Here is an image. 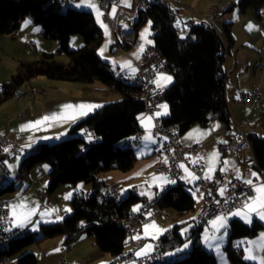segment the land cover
I'll return each mask as SVG.
<instances>
[{"label": "trees", "instance_id": "1", "mask_svg": "<svg viewBox=\"0 0 264 264\" xmlns=\"http://www.w3.org/2000/svg\"><path fill=\"white\" fill-rule=\"evenodd\" d=\"M136 30L150 23L152 42L167 61L171 84L155 102H165L168 116L164 124H177L180 135L193 126L205 127L211 121H219L230 128L224 87L225 63L234 41L227 25L223 32L206 22L187 25L188 33L181 41L177 35L183 29L173 26L175 12L165 0H140ZM65 7V10H63ZM238 10H260L264 12V0H239ZM43 31L46 40L57 42L55 52H44L30 62H19L14 75L2 84L0 103L16 97L33 79L44 77L54 81H65L90 85L99 83L120 95L117 102H109L75 123L69 130V139L57 144L39 143L34 152L24 161L28 168L46 163L50 166L48 193L61 186L90 185L92 192L83 196L77 192L71 201V213L60 222L41 227L39 235L30 233L11 242L0 251V264L19 255L27 247L46 240L63 238L67 247L82 236L93 241L96 249L111 257L110 264L134 261L129 249V240L120 223L129 211L157 200V193L142 196L131 191L123 200H112L103 194L107 182L103 176L109 172L126 174L133 170L137 157L134 149L122 148L120 142L141 132L139 118L144 103L135 94L136 89L123 83L111 65L99 57L103 45L101 29L94 15L86 10H76L71 5L61 6L54 0H0V37L14 34L25 18ZM73 36H80L81 47L70 50ZM58 55L68 58L67 63L55 60ZM85 132H93L100 142L89 145L81 138ZM256 169L264 173V139L255 135L248 137ZM225 147H222L223 154ZM176 183L157 204L175 216H183L195 210V199L190 192ZM8 188L0 190L3 197ZM194 223V222H193ZM194 225V224H193ZM180 225L174 224L163 235L154 240L155 250L170 252L192 240L188 254L180 259L176 256L165 264H217L215 256L207 252L199 241L201 229L195 225L190 236L184 238ZM263 227L254 222L245 226L232 220L228 227L227 244L224 247L230 264H253L234 242L242 238H253ZM17 264H37L33 253L22 255Z\"/></svg>", "mask_w": 264, "mask_h": 264}, {"label": "crops", "instance_id": "2", "mask_svg": "<svg viewBox=\"0 0 264 264\" xmlns=\"http://www.w3.org/2000/svg\"><path fill=\"white\" fill-rule=\"evenodd\" d=\"M238 1L239 0H183L184 4L175 2L176 6L170 2L168 3L175 12V21L183 27H181V29H183L182 32L186 31L187 25L190 23L200 24L205 22L204 17L210 13V8L214 3L220 4L225 9L223 21L215 22L214 25L220 32H223V25H227L234 41L231 53L227 57L225 63L224 94L230 119L231 122L236 121L243 125L247 137L255 135L264 139V115L237 104L242 91L260 89L264 92V66L262 62V55L264 52V12L260 10V19H257L256 13L258 11L256 10H247L244 13H241L239 10L236 11L238 9ZM94 4L98 7L100 12L99 3L94 2ZM132 5L133 0H118V2L109 9V20L114 19L118 8L122 7L129 10L132 8ZM113 8L115 9L114 15ZM80 9L91 12L94 15L97 25L101 29L103 36V45L99 49V57L101 60L109 63L111 66L115 65L118 69L116 72L119 76L123 75L127 78L132 77L135 73V71H133V69H135L134 63L141 56L142 51L140 49L141 46L145 44L139 41L140 30H138V32L136 30L137 41L134 46L127 47L125 50L126 52L121 50L113 52L111 50L113 40L110 25L103 20L102 15L100 19L101 22L99 23L96 19L97 13L93 9L88 7H81ZM25 21H30L26 27ZM102 24L106 26L107 31ZM249 25L252 26L251 30H249ZM36 28L39 27L35 26L32 19L28 17L21 22L19 29L14 34L0 37V97L2 95V84L14 75L19 61H28L23 48V39L35 42L36 51L33 54L36 55V58L41 53L55 51L56 45H54V43H47L44 37L39 36L42 30L39 28L40 30L36 31ZM150 38L152 39L151 34ZM73 40L77 44L80 42L78 39ZM101 50H103V54H101ZM125 62H129L131 68L122 67ZM166 75L167 74H163V76ZM157 79L155 82L156 87L162 91L171 84L169 83L163 88L158 87ZM161 83L163 82L161 81ZM34 87L40 90V95L34 100H28L24 96L21 99L14 97L0 103V135L11 133L18 144L17 146L8 145L6 148V155L11 157V162L9 164L11 178L9 183L3 188H8L3 198L8 202L9 215L12 219L13 207L20 204H24L27 207L26 209L17 208L18 212L35 209V214L30 218L31 222L27 223L23 228L28 229L30 233L39 235L43 225L60 222L64 217L70 215L72 210L65 211V209H71V201L77 192L83 191L90 194L92 188L90 185L89 187L88 185L77 184L61 186L53 193H48L50 166L43 163L28 168L27 165L24 164L25 159L30 156L29 153L32 154L34 152L36 145L39 143L57 144L63 140L69 139L70 136L68 133L70 128L102 105L109 103L108 92H113V90L110 88H103L99 83L85 85L65 81H54L39 77L30 81L21 92L24 91L23 93H25L29 88ZM106 90H108V92ZM67 105H72L73 107L67 109ZM79 105H99L100 107L94 108L92 111L88 112L87 115H80L81 110L78 108ZM46 116H56L58 119L48 120L33 128L26 127L29 124H35L37 121L43 120ZM139 125L141 127L140 133L142 134V140L139 147H137L140 152L137 154L134 149L137 162L133 170L126 174H119L116 172L113 178L106 182L107 184L111 182H120L122 184L121 190L124 191L127 186L133 184V181L139 179L145 183L140 184L137 190L134 188V192L142 196H147V193H149L150 196L157 193L158 197L163 190L160 191L156 186H149L146 183L151 177H159L164 182L166 181L161 176L154 174V169L160 157L155 152L154 146L152 144L149 145V143H146L144 140L146 135L151 136L150 131L152 123L149 118L140 116ZM196 130H199L201 133H207V135H194L189 138V134ZM231 131L232 125H230V128H227L226 125L219 121H211L205 127L195 125L184 134L183 138H181L182 135L180 136V141L184 146L200 144V147L193 157V161L195 160V164L204 167L205 178L206 174H208L211 176V180L217 182V195H223L224 191L223 194H221V190H224L226 184L232 180L245 181L255 178L252 176L253 172L256 173L255 169H248L243 164L245 158L253 157L252 151L242 150L238 153L236 158H229L230 155L227 148ZM29 145L31 146L29 147ZM207 146H211L214 152L217 150L218 154L211 173H208V152L204 150ZM222 147L226 149L224 154ZM138 155L141 156L139 157ZM45 165H47V169H45ZM183 177L186 178L184 170ZM237 177H239V179ZM38 188H41L46 193L45 198L40 197L37 192ZM192 188V191L198 193L195 182ZM70 193L71 198L66 199ZM256 195L257 193L254 191V197ZM199 198V205L195 208L196 212L191 220L193 227L194 217L201 206V195ZM45 213H47V215H42ZM227 217V232L229 223L232 220H238L248 227L252 226L254 222H258L263 227L255 237L242 238L234 242L235 248L241 251L243 256L246 257L248 255L246 249L253 247L251 242L256 241L264 234V220H261L254 213L251 214V223H246L240 216H233L230 214ZM33 226H35L37 230L34 231ZM205 228H210V232L212 233L211 237L218 236L219 238L222 236L224 229H220V231L217 232L211 221L200 230L198 235L199 241L208 252L209 250L202 243L200 236ZM159 235L161 236L162 234ZM160 236L147 238L141 234L140 239L142 246L133 252V258L135 259L138 257L136 255L138 252L146 251L148 248L151 250L148 251L147 254L153 252L155 250L153 241ZM223 236L224 238L221 239L222 243L219 245H223L228 239V234ZM83 238L82 236L79 240L67 247L63 246L62 237L34 244L35 247L33 249L27 247L19 255L8 259L7 264H17L19 258L26 253H33L36 257L37 264H55L64 249H67L65 253V261L67 264H109L111 262L112 259L108 257L109 255L98 251L90 238ZM148 239L152 241L149 246L146 242ZM186 242L182 247L170 253L173 256L184 253V245ZM178 249L182 250L178 251ZM209 253L215 256L213 251ZM253 254L257 257V260L264 258V252L258 249L254 248ZM247 260L253 264H257V260ZM121 264H135V262L131 261Z\"/></svg>", "mask_w": 264, "mask_h": 264}, {"label": "built area", "instance_id": "3", "mask_svg": "<svg viewBox=\"0 0 264 264\" xmlns=\"http://www.w3.org/2000/svg\"><path fill=\"white\" fill-rule=\"evenodd\" d=\"M99 3L100 12L105 22L109 24V9L115 5L118 0H96ZM80 0H64L67 5H74ZM142 8L140 0H133L132 8L126 10L122 7L116 11V26H110L112 34L113 52L119 50L125 51L127 47L134 46L137 41L136 26H131V19H138L139 11ZM225 9L218 3L211 6L210 13L204 17L207 24L215 26V22H219L224 17ZM173 26L181 29L182 25L176 21ZM183 28V27H182ZM43 37V35H39ZM23 48L27 54L36 51L35 42L32 40H22ZM126 52V51H125ZM262 62L264 66V52L262 55ZM135 73L132 77L127 78L121 75V80L137 81L136 98L144 103V111L141 116L150 118L152 123L151 137L154 141V150L159 155L154 174L164 178L168 184L170 181L185 182V188L192 187L189 179L183 177V169L180 167L183 164L189 172L195 177V185L201 195V206L194 217V225L202 229L218 216L227 217L238 209H243V206L250 197H254L253 185L264 184V173L256 169V162L254 157L245 158L243 164L248 169H255L259 179L254 178L253 185L244 183V180H232L228 182L224 188L223 195H217V182L204 177V167L193 163V157L200 147V144L194 146H184L180 141L179 126L177 124H164L162 119L157 116L160 112L158 103L155 100L160 97L163 91L156 87V79L163 74L169 73L167 61L161 56L156 49L153 42L146 43L143 46V51L138 60L134 63ZM40 95V90L30 88L25 93L18 94L17 98L21 99L24 96L28 100H34ZM237 104L245 106L258 114L264 115V92L260 89H253L251 91H242L240 93ZM232 131L229 136L228 153L232 158H236L238 153L242 150L252 151L250 141L244 131L243 125L236 121L231 122ZM87 142L89 145H94L100 142L99 136L93 132H85ZM91 134V141L88 136ZM142 138V134L136 133L131 138L120 143L131 142V139ZM8 145L17 146L16 139L11 133L0 135V183H9L11 178V171L9 164L11 157L6 155V148ZM139 146H134L136 149ZM167 158V163H165ZM166 186L164 189H166ZM107 195H114L118 200L120 198V191L122 184L120 182L109 183L106 186ZM40 197L45 198L46 193L41 189H37ZM83 196L89 194L83 191L79 192ZM134 209H138L134 211ZM170 214L166 208L156 205V200L143 205L139 208H133L129 211L128 217L120 224L124 225V230L129 240V249L133 253L142 246L141 233L142 228L158 219H168ZM26 228H17L9 215L8 202L0 196V246H7V242L15 234L25 232ZM64 249L55 264H67L65 261ZM171 252V251H170ZM170 252L161 250H154L153 252L136 257L135 264H157L168 258H174ZM3 264H7L4 261Z\"/></svg>", "mask_w": 264, "mask_h": 264}, {"label": "snow or ice", "instance_id": "4", "mask_svg": "<svg viewBox=\"0 0 264 264\" xmlns=\"http://www.w3.org/2000/svg\"><path fill=\"white\" fill-rule=\"evenodd\" d=\"M76 7L80 8V7H88L93 9L94 11H96L97 13V19L99 20L100 15H102V13L99 12L98 7L92 2V0H80V2L76 3L75 5ZM115 14V9L113 8V15ZM30 23V21H25V27ZM102 26H104L102 24ZM150 24H149V28H150ZM105 30L106 29V26ZM249 30L252 29V26L249 25ZM36 31H39V28L35 29ZM149 34V29H145V33L142 34V38L143 36ZM183 38V37H182ZM148 43H151V41H148ZM141 51H143V46H141ZM101 54H103V50H101ZM122 67H128L131 68V64L129 62H125L124 65H122ZM133 71H135V69H133ZM161 81L163 83H161ZM172 82V77L171 76H160L157 79V85L158 87H166L167 84ZM73 106L72 105H67L66 108L67 109H71ZM100 107L99 105H79L78 108L81 110L80 111V115H87L88 112L92 111L94 108ZM163 110H164V114L167 113V105H161L160 106ZM75 118V117H73ZM58 119V117L53 116V117H44L43 120L41 121H37L35 124H29L26 127L28 128H33L36 127L40 124L45 123L48 120H55ZM150 119V118H149ZM24 130V129H21ZM204 136L207 135V133H201L199 132V130H196L193 133L189 134V138H191L192 136ZM47 139V138H45ZM89 141H91L92 137L91 134H89L88 136ZM133 139H135V137H133ZM144 140L146 142H154L152 141V137L150 135H146L144 137ZM198 142V141H197ZM31 145H29L30 147ZM217 153H213L210 158H209V168H208V173H211L213 171V164L215 162V160L217 159ZM165 163H167V158H165ZM193 163H196V161H192ZM45 169H47V165L44 166ZM180 167L185 171V176L186 178H190L191 180H195L196 177L188 171V169L181 164ZM252 176L259 179V177L257 176V174L255 172L252 173ZM206 178L210 179L211 176L206 174ZM239 179V177H237ZM171 183H175V181H170ZM244 183L249 184V185H253V181L252 180H245ZM254 191L257 193V195L255 197H250L248 199V201L245 202L243 209L238 210L237 212L231 213V215L233 216H240L242 219H244V221L246 223H251V214H255L257 215L261 220H264V184L260 185V186H255L253 185ZM224 190H221V194H223ZM71 198V193L66 197V199H70ZM26 205L24 204H20L18 206H14L12 209V220H13V224L16 227H20L23 228L26 226L27 223L31 222V216L35 214V209L33 210H28V211H17V208L19 209H26ZM138 209H134V211H137ZM65 211H71V209H65ZM42 215H47V213L42 214ZM227 219L228 217H224V216H218L215 220L212 221V225L213 227L216 229L217 232L220 231V229H224V232L221 236V239L223 238V235L227 234ZM151 227L155 228V225H152ZM33 230H37L35 226H33ZM185 231H187V229H185ZM210 239L207 235L205 236V243L208 245L209 248H215V251L219 254L220 253V249H219V245L216 244L214 245L213 243L210 242ZM251 244L253 245V247H250L248 249H246V251L248 252V255L245 257L246 259L249 260H257V257L253 254V249H258L259 251L264 252V234H262L256 241H252ZM188 244L184 245V248H187ZM151 249L148 248L146 251H142V252H138L136 255L138 257H140L141 255H147V252L150 251ZM182 249H178V251H181ZM222 255V254H221ZM257 264H264V258H260L259 260H257Z\"/></svg>", "mask_w": 264, "mask_h": 264}, {"label": "rangeland", "instance_id": "5", "mask_svg": "<svg viewBox=\"0 0 264 264\" xmlns=\"http://www.w3.org/2000/svg\"><path fill=\"white\" fill-rule=\"evenodd\" d=\"M165 1L172 3L174 6H176V3L175 2H179L180 4H184L183 3V0H165ZM94 2L96 3L97 1L93 0V3ZM71 7L74 8V9H76V10H79V11L84 10V9H80L81 7L80 8L76 7L75 4L74 5H71ZM63 10H65V7H63ZM236 11H238V9ZM96 19H97V16H96ZM100 19H101V15L99 17V20L97 19L99 23L101 22ZM145 29H149V34L143 36V38H142V34L145 33ZM139 30H140V34H139V41L140 42H144L145 44L148 43V41H151L152 42V39L150 38L151 32H150V28H149V23H147L144 26H142ZM73 39H78V41H80V42L77 44V43L74 42ZM45 41H47V43H54V45H56V48L58 46L57 42H55V41L46 40V39H45ZM81 43H82V40H81V37L80 36H73L72 39H71L70 45H69L70 50H78L81 47ZM24 52H25V50H24ZM25 54H26V56L28 58V61H25V62H30V61H33V60L37 59L35 57L36 55L33 54V53L32 54H27L25 52ZM55 60L58 61V62H61V63H67L68 62V58L66 56H63V55L56 56L55 57ZM19 62H22V61H19ZM111 68L114 71H117L118 70L115 65H112ZM166 76H171V75L169 73H167ZM106 91L108 92V90H106ZM108 95H109V102H117V101H119L121 99L120 95L117 94V93H115V92H108ZM165 104L166 103L163 102V101L160 102V103H158L160 112L157 113V116L159 118H161V119H164V118H166L168 116V106H167V113L166 114H164V110L160 107L161 105H165ZM196 127H198V126H196ZM183 136L184 135H182L181 138H183ZM146 143H149V145L152 144L154 146V142H146ZM204 150H207V152H208V155H207V159L208 160H209L210 156L213 153H217V150H216V152H214L211 146L205 147ZM135 151H136L137 154L140 152L137 148L135 149ZM138 156L140 157L141 155H138ZM230 157L231 156H229V158ZM115 173L116 172H109V173H107V174H105L103 176V179L105 181H109V180H111L113 178V176H114ZM189 180L192 183V185H194L195 180H191L190 178H189ZM142 183H145V182L144 181H141L139 179L133 181V184L132 185L127 186L124 189V191L123 190L120 191V198H119V200L125 199L128 196L129 192L133 191L134 188H136V190H137V188L140 187L139 185L142 184ZM146 183L149 186H156L158 189H160V191H162L164 189V187L168 184L167 181L164 182L159 177H151ZM148 192H150V191H148ZM190 192H191V194L193 195V197H194V199L196 201L195 208H197V206L199 205V202H200V198H199L200 197V192L198 191V193H199L198 194V193L192 191L191 189H190ZM146 195L148 197L150 196L149 193H147ZM195 212H196V210L195 211H192V212H190V213H188L186 215H183V216H175L174 214L169 213L170 214V217L168 219H158L155 222H152L150 224L145 225L142 228V233L141 234L143 236H146L147 238H155L157 236H160L159 234H162L163 235L166 232L167 229L172 228L173 225L176 224V225H180L181 226V228H180L181 235L184 238H188L190 236V229L193 228V226L191 224V220L193 219V216H194ZM152 225H155V228L151 227ZM185 229H187V231H185ZM227 234H228V232H227ZM206 235L209 238H211L210 239V242L213 243L214 245H216V244L219 245V244L222 243L221 242V237L220 238L218 236L211 237L212 236V233L210 232V228H205L201 232V235H200L201 236L202 243L209 250L208 252H212L213 251L215 253V258L217 260V264H230L229 260L226 257V253H224L225 252L224 251V247L226 246V242L227 241L223 245H219L220 253L218 254L215 251V248H209L208 245L205 243V236ZM83 237H84L83 239H86L87 238L86 236H83ZM223 238H224V236H223ZM146 242L148 243V246H149V244H151L152 241L148 239V241H146ZM191 242H192V240H188L186 242V244H188V247L185 248V252L183 254H180V255L176 256V258L180 259V258H182V257H184V256H186L188 254L189 250L191 249ZM34 247H35L34 245H31V246H29V249H33ZM108 257L111 259L110 256H108Z\"/></svg>", "mask_w": 264, "mask_h": 264}, {"label": "bare ground", "instance_id": "6", "mask_svg": "<svg viewBox=\"0 0 264 264\" xmlns=\"http://www.w3.org/2000/svg\"><path fill=\"white\" fill-rule=\"evenodd\" d=\"M57 4L61 5V6H67L66 3H64V0H54ZM69 6V5H68ZM137 20L138 19H131V26H136V23H137ZM223 21V17L220 19L219 22H222ZM109 25L110 26H116V16L114 17L113 20H109ZM41 35H43V31L41 32ZM32 54V53H31ZM121 78V76H120ZM123 83H126V85H130L131 87H134L135 89H137V81H125V80H122ZM30 87V86H29ZM35 88V87H34ZM28 89V88H27ZM26 89V90H27ZM30 89V88H29ZM28 89V90H29ZM24 92V91H23ZM19 94H22V92H20ZM17 97V96H16ZM82 139L86 140L87 141V136L85 134H83L81 136ZM142 138H135V139H131V142H124V143H120V146L122 148H130V149H134V146H139L140 142H141ZM31 154V153H29ZM23 172V171H22ZM22 174V173H21ZM175 183H181L183 185V187L185 188V182H180V181H175ZM175 183H172V184H169L168 186H166V189H163V191L161 192V194L156 198L157 200L163 198L166 193L168 191H170L172 189V187L175 185ZM7 183H0V190L3 189L5 186H6ZM103 194L112 199V200H117L116 197L114 195H107V190H106V187H104L103 189ZM157 200H156V205L159 206L157 203ZM161 206V205H160ZM199 211V210H198ZM197 211V212H198ZM121 227L123 228L124 230V225L123 224H120ZM30 235V231L29 230H26L25 232H22L20 234H15L13 237L10 238V240L7 242V246L13 242L14 240H18V239H21L23 237H27ZM7 246H0V251L4 250ZM175 258H168L166 260H163L162 262H159L157 264H165V263H168V262H172Z\"/></svg>", "mask_w": 264, "mask_h": 264}, {"label": "water", "instance_id": "7", "mask_svg": "<svg viewBox=\"0 0 264 264\" xmlns=\"http://www.w3.org/2000/svg\"><path fill=\"white\" fill-rule=\"evenodd\" d=\"M188 33L186 31L181 32L177 35V38L181 41L185 40V38L187 37ZM183 37V38H182Z\"/></svg>", "mask_w": 264, "mask_h": 264}]
</instances>
